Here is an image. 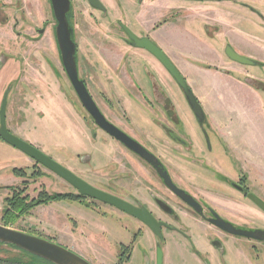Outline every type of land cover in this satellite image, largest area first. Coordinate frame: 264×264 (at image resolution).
<instances>
[{
    "label": "rangeland",
    "instance_id": "1",
    "mask_svg": "<svg viewBox=\"0 0 264 264\" xmlns=\"http://www.w3.org/2000/svg\"><path fill=\"white\" fill-rule=\"evenodd\" d=\"M100 1L107 13L94 8L87 0H70L69 26L77 46L78 75L87 82L89 93L103 115L108 106L105 102L110 105L114 103L115 113H120L121 105L113 93L119 87L125 91L129 90L122 79L120 85L118 84L117 77L123 68V65H118L122 55L128 69H131L133 63H140L141 69L145 70L146 79L148 77L159 82L157 85L167 95L177 114L192 115L181 88L162 64L152 56L159 65L157 70L149 61L133 57L127 50V37L121 32L118 20L113 18L107 21V18L117 17L135 32L133 24L136 19L129 11L131 7H127L128 0ZM236 2L230 9L232 13L227 17V23L235 28L239 37L248 39L246 46L254 58L264 59V0ZM135 8L138 9V6L132 8V11ZM225 15L226 13L223 14ZM54 20L50 0H0V101L7 91V127L15 135L32 143L95 187L106 189L107 192L133 203V199L145 201L146 198L149 200L147 204L155 209L157 216L169 220V216L157 209L153 200L145 196L148 192L149 195L156 194L164 199L161 193L164 188L154 169L120 143L108 138L96 127L82 107L61 63L54 34ZM215 26L206 24L205 33L208 37H213V41L220 44L224 51L228 43L223 42V33L215 31ZM39 29L42 31L39 32ZM247 65L251 68H261L264 72L262 63ZM260 91L263 93L264 89ZM149 106L148 113L151 114L152 125H155V133L157 128L161 131L162 129L154 118L177 129L173 122L161 116L162 113L166 114V111H163L159 104L155 102L153 106ZM108 120L112 122L111 119ZM192 123L188 124L187 129L196 136L199 132ZM93 132L95 136H91ZM134 134V137L147 145H156L153 152L161 157L163 152L160 150V144H163V141L155 134ZM198 136L199 145L204 147V140L201 141V135ZM205 142L209 147V138ZM13 167L22 168L23 175L13 174ZM114 172L118 178L116 183L105 178ZM24 187L28 199L36 197L42 188L50 193L77 192L64 179L35 163L32 158L0 138V223L4 198L10 196L13 189ZM135 193L139 199L133 196ZM84 202L89 203V206L85 207L77 200L64 199L35 206L28 214L21 215L11 227L58 242L83 256L91 264H116L119 258L123 259L127 253V250L122 248L124 255L119 256L120 244L130 248L129 258L122 264H157L155 258L149 260L153 241L155 255H158V249L161 250V264L166 245L169 247L166 264H196L190 253H200L195 249L192 240L183 235V231L162 229L161 240L127 213L99 201L84 199ZM186 210L189 211L186 208L181 209L190 217ZM256 228L264 230V225L258 224L254 227ZM146 229L147 232L143 234ZM164 231L167 233L166 237ZM232 237L238 243L251 239ZM209 238V241H219L220 246L216 245L219 249V264H264V255L261 254L258 259L256 251L251 248L247 259L237 252L229 257L228 250L225 252L227 257H222V238L211 232ZM251 241L256 245V250L264 252V240ZM16 253L17 249L0 244V259ZM201 260L204 264H217L207 254Z\"/></svg>",
    "mask_w": 264,
    "mask_h": 264
},
{
    "label": "crops",
    "instance_id": "2",
    "mask_svg": "<svg viewBox=\"0 0 264 264\" xmlns=\"http://www.w3.org/2000/svg\"><path fill=\"white\" fill-rule=\"evenodd\" d=\"M128 2L127 7H131L129 11L137 20L133 24L134 33L147 35L165 52L185 78L209 122L215 150L213 157L209 155L207 158L208 163H211V160L217 161L219 169L233 178L241 170L245 174L248 187L264 202V92L261 93L260 88L246 81L248 77L263 82L264 72L261 68H251L230 59L222 46L205 33L206 24L216 25L215 31L223 33V42L230 44L236 52L264 64L263 58H254L249 52L246 46L248 39L239 37L235 28L227 23V17L232 13L230 9L236 5V0H141L140 3L128 0ZM136 6L138 9L132 11ZM113 18L117 17L112 16V20ZM162 18L165 20L157 23ZM127 50L133 57L143 58L159 70V65L149 52L145 53L143 49L133 46ZM119 59L118 65H123V68L117 77L118 84L120 85L122 79L130 93L119 87L114 91V95L129 113L132 124H126L123 119L116 116L113 118L133 133L155 134L165 145L168 143L172 145L159 128L156 129V133L153 131L155 125L151 123L148 106L142 101L140 91L138 92L133 85L134 82L138 83L144 93L151 97V84L148 77L146 79L144 76V69H141L140 63H133L131 69H128L124 56ZM192 122V115L185 113L184 126L187 128ZM163 155L165 162L174 163L164 152ZM178 159H181L182 165L190 173V178L180 179L178 184L190 191L195 198L210 205L234 224L247 228L256 227L258 224L264 225L263 210L248 199L242 198L239 192L214 177L210 171L196 169L185 159L180 157ZM191 176H194V179L193 177L191 179ZM179 215L188 226L191 240L200 253V255L193 251L190 253L196 264H204L201 259L206 254L219 264L220 256H217L219 249L209 241L210 232L223 240L222 257L228 250L229 257L237 252L247 259L250 248L256 251L258 259L261 254L264 255L263 251L256 250L252 239L238 243L232 237L234 235L214 228L200 218L187 217L183 211H179ZM146 232L147 229L143 234ZM164 235L166 237L167 233ZM195 235L197 236L194 237ZM154 247L153 241L149 260L154 258L156 260ZM168 250L169 247L166 245L163 264H166L168 259Z\"/></svg>",
    "mask_w": 264,
    "mask_h": 264
},
{
    "label": "water",
    "instance_id": "3",
    "mask_svg": "<svg viewBox=\"0 0 264 264\" xmlns=\"http://www.w3.org/2000/svg\"><path fill=\"white\" fill-rule=\"evenodd\" d=\"M87 1L94 8L105 10V7L100 0ZM50 5L53 17L56 21L54 33L60 52L61 63L82 106L91 115L94 123L101 127L110 136L120 141L129 150L135 152L142 159L155 167L158 175L162 178L163 183L168 186L173 193L180 197L182 201H184L187 205L191 206L195 211L198 212L200 210V206L197 201H195L191 195L186 193L181 188L177 187V185L171 181V178L167 171L158 165L159 162L157 157L153 153L149 152L139 142L135 141L133 138L119 129L116 125L108 121L101 113L92 96L90 95L84 81L78 77V67L76 62V43L71 38L73 32L72 28L69 26V22L66 16L68 10L70 9V0H50ZM121 27L126 36L130 39V43L133 47L142 48L148 51L169 72V74L181 88L183 95L195 118L199 123H201L204 119V113L200 104L197 102L191 89L187 86L183 75L165 54V52L149 37L137 36L125 24L121 23ZM41 31L42 29H39V32ZM224 52L230 59L239 63L245 65L257 63L256 60L236 52L230 44H227L225 46ZM6 104L7 91L4 92L0 101V138L3 141L23 152L51 172L67 181L76 189L78 194L88 196L90 198L114 206L118 210L140 220L151 230V232L156 237H158V239L163 238L161 227L162 225L166 224L162 221L157 220L146 207L142 205H135L126 199L92 186L90 183L75 175L71 170L43 153L35 145L11 132L6 125ZM248 197L264 211V202L262 200L257 198L252 193H249ZM156 201L162 210L166 212L170 210L169 205L162 200L156 199ZM209 221L213 225L227 233L255 240H264V230L262 229L237 228L230 222L222 219L217 214H214L213 217L209 219ZM0 243L6 245H14L19 249L25 250L31 254L46 259L53 264H91L83 256L58 242L51 241L45 237L31 234L14 227L4 225L2 223H0ZM157 264H161L160 249H158Z\"/></svg>",
    "mask_w": 264,
    "mask_h": 264
},
{
    "label": "flooded vegetation",
    "instance_id": "4",
    "mask_svg": "<svg viewBox=\"0 0 264 264\" xmlns=\"http://www.w3.org/2000/svg\"><path fill=\"white\" fill-rule=\"evenodd\" d=\"M136 2L140 3L141 0H135ZM103 4V3H102ZM105 7V6H104ZM97 9V8H96ZM99 10V9H98ZM101 12H105L107 13V9L105 8V10H100ZM108 20L107 21H111L112 18H107ZM117 19V23L121 29V32H124L122 27H121V19H118V18H115ZM124 24V23H122ZM126 25V24H125ZM127 26V25H126ZM128 27V26H127ZM129 28V27H128ZM130 29V28H129ZM131 30V29H130ZM133 32V31H132ZM134 33V32H133ZM125 34V32H124ZM126 35V34H125ZM137 36H147L145 34H141V35H137ZM127 37V36H126ZM148 37V36H147ZM127 43L129 44L128 47H132L131 43H130V39L127 37ZM154 42V41H153ZM77 47V46H76ZM137 48V47H136ZM142 49V48H141ZM144 51H146L145 49H143ZM148 51H146L145 53H147ZM152 55V54H151ZM153 56V55H152ZM161 64V63H160ZM145 72V70H144ZM78 77L80 79H82L86 85V87L88 86L87 85V82L81 78L79 75ZM150 81V84H151V89H152V94H151V97H154V99H151V97L149 98V96L146 95V93H144L141 85H139L138 83H133V85H135L136 89H138V92L140 93L141 95V99L142 101H144V104L147 105V106H153V104L156 102V104H159L160 107L163 109V111H165L164 109V105L166 106L165 104V101H164V98L162 97L161 94H157V89L158 86L156 80H152V79H149ZM188 86V85H187ZM73 87V86H72ZM189 87V86H188ZM161 88V87H160ZM190 88V87H189ZM74 89V88H73ZM88 89V88H87ZM162 89V88H161ZM75 91V90H74ZM89 91V90H88ZM129 91V90H128ZM76 93V92H75ZM77 95V94H76ZM91 95V94H90ZM114 95V93H113ZM115 96V95H114ZM78 97V96H77ZM196 98V97H195ZM197 100V98H196ZM155 101V102H154ZM154 102V103H153ZM187 102V101H186ZM198 102V100H197ZM81 103V102H80ZM108 106L106 107V111L104 112V115H106L109 119H111V123H114V125H117V127L121 128V130L123 132H125L127 135H129L131 138H133L135 141L139 142L141 145H143L149 152L153 153L157 159H158V165L161 166L164 170L167 171V173L169 174L170 178H171V181L177 185V187L181 188L182 190H184L186 193H188L189 195H191L193 197V199L195 201H197V203L199 204L200 206V210L197 212L195 211L191 206L187 205L184 201H181L178 199L180 197H178L175 193H173L171 191V189H169L168 186H166L164 183H163V180L162 178L158 175L157 171H156V168L153 167L150 163H148L147 161H145L144 159H142L139 155H137L135 152L129 150L126 146H124L120 141L116 140L114 137L110 136L108 133H106L101 127H99L98 125H96V127L98 129H100L101 131H103V133L108 137V138H111L112 140H114L115 142H118L120 143V145L124 146L126 150L130 151L133 155H136L138 158H140L141 160H143L145 163H147L149 166L152 167V169H154L156 175L158 176L159 178V181L162 185V187L164 188L162 195H163V198L165 199H162V198H159L158 196H156V194L152 195V193L149 195L148 192H146L147 195H145L147 198H151L153 200V203L155 204V207L157 209H159L160 211H162L163 213L167 214L169 216V220L167 219H162L161 217L157 216L156 215V212H155V209H153V207H150L147 202L149 201L148 199L145 198V201H138V200H134V203L135 205H142L144 207H146L150 213L159 221H162L164 222L166 225H162L161 227V231L162 229H169L171 231H183V235L188 238L189 240H191V237L189 234H186L188 233V226L185 224V222H183L184 220H182L181 216L179 214H177L179 211H181V209H188L189 211H187L189 213V216L193 217V218H200L201 220H203L204 222H206L208 225L210 226H213L214 228H218L216 227L215 225H213L209 219L213 217L214 214H217L218 216H220L222 219H224L225 221L227 222H230L233 226L237 227V228H242V229H248V228H244L246 226H241V225H237V224H234L232 223L231 221H229L228 219L222 217L213 207H211L210 205H206L203 201L195 198L193 196V194L188 191L187 189H185L184 187H182L181 185L178 184V180L180 179H187V178H190V173H189V170L186 169L183 165H182V161H180L181 159H178V157L180 158H183L186 160L187 163H189V165H193V167H195L196 169H201L203 171H210L211 174L216 177L217 179H219L220 181H222L224 184H226L228 187H231L232 189H234L235 191L239 192L241 194V197L244 198V199H248L250 200L253 204H255L249 197H248V194L249 193H252L253 195H255L257 198L258 196L252 192V190L248 187V184H247V179L245 177V174L240 170V173L235 177H231L230 175L224 173L223 171H221L219 169V166H218V163L217 161H213L211 160V163H208L207 161V158L209 157V155L212 156V154L214 153V150H215V147L214 145H212V141L214 140V137L212 136L211 134V131L212 129L210 128V125H209V122L204 114V119L201 123H199L197 121V119L195 118L193 112L191 111L192 113V121L193 123L196 125V131L199 132L198 135H201V141L204 140L203 143L204 144V147L202 145H199L198 143V140H199V136L198 135H194L192 133H190V131H188V129L184 126V116L180 115V114H177L175 111V113L173 114H161V116H163L166 120H169L171 122H173L176 126H177V129H173L171 128L169 125H167L166 123L164 122H160L158 119L154 118L153 120H155L156 124L161 127L162 129V132L163 134L172 142V145H170L169 143L165 145V143L163 142V144L161 145L160 144V150L164 152V154H167V157L168 158H171V162L174 161V163H170V162H165L164 159V155L161 153V157L156 155L153 151H155L154 149H156V145L150 143V144H146L144 142H142L141 140H139L138 138L134 137V133L133 131L129 130L127 127L123 126V125H120L113 117L116 116L120 119H123L124 123L126 124H132L131 122V119H130V115L129 113L126 112V110L123 108V106L118 103L119 107H121V112H117L115 113L114 111V103L112 105H110L108 102H105ZM199 103V102H198ZM188 104V103H187ZM82 105V104H81ZM97 105V104H96ZM149 106V107H150ZM171 106L173 107L172 103H171ZM189 106V105H188ZM83 107V106H82ZM84 108V107H83ZM99 108V107H98ZM174 108V107H173ZM85 109V108H84ZM190 109V107H189ZM86 110V109H85ZM100 110V109H99ZM174 110V109H173ZM191 110V109H190ZM101 111V110H100ZM114 111V112H113ZM87 112V110H86ZM88 113V112H87ZM102 113V112H101ZM110 113V114H109ZM204 113V112H203ZM89 114V113H88ZM103 114V113H102ZM110 116H108V115ZM90 115V114H89ZM91 117V115H90ZM105 117V116H104ZM106 118V117H105ZM108 118H106L108 120ZM151 120H152V117H150ZM91 119L93 120V118L91 117ZM109 121V120H108ZM159 124H158V122ZM94 122V120H93ZM163 124V125H161ZM7 125V124H6ZM166 126L168 127L169 130L165 131V128L163 126ZM179 126V127H178ZM119 128V129H120ZM9 129V128H8ZM145 132V131H144ZM166 133V134H165ZM93 135L91 136H95V132L92 133ZM208 138L210 140V146L207 147L206 144L207 142L205 141H208ZM170 145V146H169ZM23 153V152H22ZM29 157V156H28ZM34 160V159H33ZM35 163L37 164H40L38 163L37 161L34 160ZM41 165V164H40ZM43 166V165H42ZM44 167V166H43ZM47 169V168H46ZM76 175V174H75ZM78 176V175H77ZM79 177V176H78ZM194 179V176H191V179ZM81 178V177H80ZM107 180H110V181H113L114 183H116V181L118 180L117 178V173L114 172L112 173V175L108 176V177H105ZM84 180V179H83ZM67 182V181H66ZM87 182V181H86ZM112 182V183H113ZM89 183V182H88ZM91 184V183H90ZM92 186H94L93 184H91ZM95 187V186H94ZM97 188V187H96ZM101 189V188H99ZM104 191H107L106 189H102ZM137 190V189H136ZM138 191V190H137ZM77 193V192H76ZM84 196V195H82ZM134 197H137L138 195L135 193L133 195ZM121 197V196H120ZM144 197V196H143ZM122 198V197H121ZM139 199V197H137ZM141 198V197H140ZM84 199H89V200H92V201H99V200H96V199H93V198H90L88 196H84ZM123 199H126V198H123ZM143 199V198H141ZM156 199H159V200H162L163 202H165L166 204L169 205L170 207V210L169 211H164L160 208L159 204L157 203ZM99 202H102V201H99ZM104 203V202H102ZM104 204H107V203H104ZM107 205H110V204H107ZM256 205V204H255ZM112 206V205H110ZM257 206V205H256ZM114 207V206H112ZM258 207V206H257ZM115 208V207H114ZM117 209V208H116ZM259 209H261L259 207ZM262 210V209H261ZM171 217V218H170ZM134 218V217H133ZM136 221H138V223H140L141 225L147 227L144 223H142L140 220L136 219ZM139 225V224H138ZM141 227V226H139ZM148 228V227H147ZM149 229V228H148ZM183 229V230H182ZM252 229H254V227H252ZM257 229V228H256ZM186 232V233H185ZM230 234V233H229ZM233 235V234H232ZM234 236H238V235H234ZM240 237H243V236H240ZM163 239V238H162ZM161 239V240H162ZM212 244L214 245H219V241L218 240H215L213 239L212 241ZM123 245V244H120V246ZM125 246V245H123ZM196 249V248H195ZM120 250H121V247H120ZM120 250H119V253H120ZM197 250V249H196ZM123 256V254H122ZM156 260H157V254H156ZM161 261H162V253H161Z\"/></svg>",
    "mask_w": 264,
    "mask_h": 264
},
{
    "label": "trees",
    "instance_id": "5",
    "mask_svg": "<svg viewBox=\"0 0 264 264\" xmlns=\"http://www.w3.org/2000/svg\"><path fill=\"white\" fill-rule=\"evenodd\" d=\"M69 12L70 10H68L66 16H67V20L70 25ZM164 20L165 19H163L162 21ZM55 25H56V21L54 20L53 26L55 27ZM71 38L73 39V34L71 35ZM55 40H56V37H55ZM246 81L256 88L264 89V82L260 80L251 79V78L246 77ZM157 89H159L157 90V94H161L162 97L164 98V101L166 104V106L164 105V109L166 113H168L169 115L172 113L174 114L175 112L173 110V107L171 106V102L169 98L167 97V95L164 93V91H162L160 87H158ZM163 127L165 128V131L169 130L168 127H166L165 125ZM11 171L13 174L17 176L23 175L22 168L13 167ZM11 188H14V187H11ZM25 190H26L25 187L21 189H13V192L11 193V195L6 196L4 198V206L2 208V216H1L2 224L12 226V224H14L15 221L21 215L28 214L29 211L33 209L35 206H38L41 204H48L51 201H57V200H63V199L72 200V201L77 200L79 203L83 204L85 207L89 206V203L84 202V196L78 193H73V192H51L50 193L42 188L41 190L38 191L36 197L28 199L27 194H25ZM22 231L24 230L22 229ZM29 233L34 234L32 232H29ZM8 246L17 249L18 253L12 256H7L6 258H1L0 264H53L52 262L46 259H43L37 255L31 254L25 250L19 249L14 245L8 244ZM120 247H121V250H120L119 256H122L123 254L122 248H125L127 250V253L123 259L119 258L116 264H122V262L127 261L130 256V248H127V246H123V245H121ZM193 250L195 249L193 248Z\"/></svg>",
    "mask_w": 264,
    "mask_h": 264
}]
</instances>
